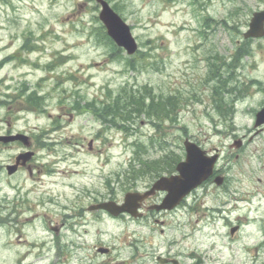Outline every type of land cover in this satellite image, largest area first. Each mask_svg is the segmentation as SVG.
<instances>
[{
    "label": "rangeland",
    "instance_id": "rangeland-1",
    "mask_svg": "<svg viewBox=\"0 0 264 264\" xmlns=\"http://www.w3.org/2000/svg\"><path fill=\"white\" fill-rule=\"evenodd\" d=\"M108 1L131 26L136 55L105 37L94 0H0V45L15 34L28 41L29 49L37 48L23 58L7 92L41 99L36 111L24 107L20 113L23 127L37 124L40 135L49 134V170L34 172L30 180L48 183L62 203L67 185L104 190L108 179L122 185L135 156L154 159L177 150L183 137L210 134L251 138L239 158L232 156L228 175L240 180L237 171H243L246 181L264 177V126L257 133L254 127V114L264 104V36L243 39L264 0ZM244 48L248 52L235 60ZM222 79L235 91L222 90L218 109L211 90ZM124 89L156 99L173 97L179 103L176 120L162 124L133 116L126 121L130 128L120 129L86 104L106 98L107 90L116 95ZM125 190L120 188V199ZM11 241L0 227V263L14 261V250L4 249Z\"/></svg>",
    "mask_w": 264,
    "mask_h": 264
},
{
    "label": "flooded vegetation",
    "instance_id": "flooded-vegetation-1",
    "mask_svg": "<svg viewBox=\"0 0 264 264\" xmlns=\"http://www.w3.org/2000/svg\"><path fill=\"white\" fill-rule=\"evenodd\" d=\"M31 50L37 48L29 49L28 41L15 34L0 45V227L12 235L4 244L14 250L10 264H264V177L246 181L243 171H237L240 180L228 175L232 156L239 158L251 138L183 137L177 150L157 157V173L149 165L133 166L122 185L119 180H107L104 190L67 185L62 203L48 183L32 182L34 172L49 170V134L40 135L37 124L23 127V108L37 110L32 93L24 99L20 91L7 93ZM212 137L227 139L206 142ZM186 139L216 157L212 173L174 206L160 208L166 191L154 190L137 200L133 214L94 208L102 202L121 204L127 192L144 194L161 176L175 174L185 158ZM120 188H126L122 199Z\"/></svg>",
    "mask_w": 264,
    "mask_h": 264
},
{
    "label": "water",
    "instance_id": "water-1",
    "mask_svg": "<svg viewBox=\"0 0 264 264\" xmlns=\"http://www.w3.org/2000/svg\"><path fill=\"white\" fill-rule=\"evenodd\" d=\"M101 8L98 14L100 21L103 23L108 36L120 48H123L129 55L137 50V42L132 35L130 26L117 14L106 0H96ZM264 35V9L255 11L252 14L247 30L243 33L244 38L261 37ZM264 123V105L256 112L255 126ZM25 137V136H23ZM240 141H237V146ZM186 157L185 160L178 163V174L170 177H161L158 179L153 188L167 191V195L161 207H172L176 202L193 187L205 179L212 171L215 157L205 156L204 152L193 142L186 140L184 142ZM27 153H23L26 155ZM151 191V192H152ZM149 193L140 194L127 193L124 202L121 205L113 202H104L98 207H103L108 211L116 214L122 211H128L133 214L136 208V201L144 198Z\"/></svg>",
    "mask_w": 264,
    "mask_h": 264
},
{
    "label": "trees",
    "instance_id": "trees-1",
    "mask_svg": "<svg viewBox=\"0 0 264 264\" xmlns=\"http://www.w3.org/2000/svg\"><path fill=\"white\" fill-rule=\"evenodd\" d=\"M115 7L116 9L118 8L117 5H115ZM100 29L106 37L107 34L105 33L104 27L101 26ZM98 32L100 34L99 28L97 30V33ZM108 39L112 41L110 38ZM247 52L248 50L245 48L239 50L235 60H238V57H241L239 54L242 55ZM229 76L231 78L232 74L230 73ZM226 87H230V85L226 84V79L219 81L215 80L213 82L212 101L218 109H221L219 104L222 99V90H226ZM230 89H235V87L232 85ZM106 94V98L100 99V101L99 99H94L86 102V104L88 105V108H90V106L94 108L98 118L111 126L114 125L120 129L127 128L128 130L130 127L126 125V121L131 119L133 116H144L150 119L156 118L162 122V124L166 120L170 122H174L176 120L178 112L176 110L179 103L171 96L169 99H156L154 96H150V93H145V95L140 96L137 91L128 92L126 89H124L123 93L116 95H110V90H107ZM96 102H99V105H96Z\"/></svg>",
    "mask_w": 264,
    "mask_h": 264
}]
</instances>
